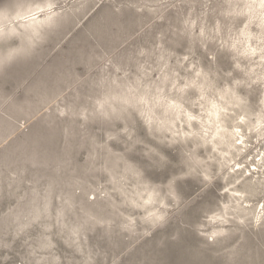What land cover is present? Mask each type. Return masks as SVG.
<instances>
[{
    "label": "rangeland",
    "instance_id": "rangeland-1",
    "mask_svg": "<svg viewBox=\"0 0 264 264\" xmlns=\"http://www.w3.org/2000/svg\"><path fill=\"white\" fill-rule=\"evenodd\" d=\"M247 28L263 46L241 0H0V264H264ZM208 100L240 152L210 143Z\"/></svg>",
    "mask_w": 264,
    "mask_h": 264
},
{
    "label": "bare ground",
    "instance_id": "bare-ground-1",
    "mask_svg": "<svg viewBox=\"0 0 264 264\" xmlns=\"http://www.w3.org/2000/svg\"><path fill=\"white\" fill-rule=\"evenodd\" d=\"M245 3V13L247 14V20L249 22L257 21L260 30L263 31L264 29V0H241ZM50 4L41 5L36 10L35 14H32L25 19L28 21L23 25L25 29L28 31L29 35H37L40 33V28H42L45 20H41L38 14L44 11L45 8L49 7ZM27 16V15H26ZM50 18L46 20L48 22ZM15 30V29H14ZM2 32L0 31V35ZM31 36V35H30ZM243 36L247 39L246 46L243 48V54L246 55L249 59L253 60L255 56L256 59L263 61L264 60V45L257 48L254 47L250 39L253 36L250 32V29L247 28L244 31ZM263 65V72H264V64ZM264 77V73H262ZM204 83V82H203ZM224 99V96L222 97ZM236 98L235 100H237ZM208 108L206 109V116L205 118L198 117L196 120L200 121V125L202 128L206 129V135L210 137V143L213 145L214 148H217L219 145H225L226 151L223 153L230 154L231 149H235L238 152L242 150V146L245 145L244 135L241 131H239V126L237 125L234 129L228 126V123L225 119L226 114L230 109L228 108L227 104H222L218 101L208 100ZM235 104V103H234ZM237 104V103H236ZM176 106H173L172 109H176ZM243 119H247V117L243 116ZM193 121V117L188 116V122L191 123ZM249 128H253L257 131L260 136L264 133V119L258 117L255 123H251ZM209 139V138H208ZM209 139V140H210ZM204 142H208L206 138H203ZM264 156V154H263ZM264 162V158H262L259 163ZM236 166H240V164H236ZM255 166V165H253ZM264 166V165H263ZM260 167H257L256 170H259ZM237 171H240V167L237 168ZM251 171V170H249Z\"/></svg>",
    "mask_w": 264,
    "mask_h": 264
}]
</instances>
